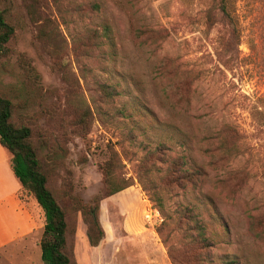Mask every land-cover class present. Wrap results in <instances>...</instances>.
Instances as JSON below:
<instances>
[{
    "label": "rangeland",
    "instance_id": "374dc122",
    "mask_svg": "<svg viewBox=\"0 0 264 264\" xmlns=\"http://www.w3.org/2000/svg\"><path fill=\"white\" fill-rule=\"evenodd\" d=\"M90 2L99 4L98 12ZM229 3L232 22L222 17L219 0H11L14 53L0 60V86L10 89L14 103H26L16 116L33 121L47 138L62 139L66 156L53 185L61 191L70 182L84 203L101 197L105 181L98 166L110 148L123 165L121 176L133 182L99 201L104 236L98 245H89L86 224L75 215L69 244L77 264H172L156 232L164 216L153 194L172 217L173 248L186 242L185 221L176 220L188 206L212 244L210 264L234 258L264 264V0ZM232 25L239 54L234 48L227 54ZM103 26L107 37L100 35L88 54L81 40ZM18 53L38 74L41 97L26 84ZM96 83L109 85L115 98L103 99ZM80 103L92 119L76 134L68 107ZM224 123L236 132L217 135ZM160 143L169 146L168 156L181 155L201 170L196 183L162 189L165 163L149 167L143 159ZM22 197L33 216L30 232L0 246V264H43V212L31 195L23 191ZM59 203L69 208L72 199L63 196Z\"/></svg>",
    "mask_w": 264,
    "mask_h": 264
},
{
    "label": "trees",
    "instance_id": "16d2710c",
    "mask_svg": "<svg viewBox=\"0 0 264 264\" xmlns=\"http://www.w3.org/2000/svg\"><path fill=\"white\" fill-rule=\"evenodd\" d=\"M31 1L35 3L38 0ZM10 3L11 0H0V60L8 58L14 53L13 48L10 46L15 36V25L10 18L12 16ZM229 6V0H219V10L222 17L227 22H232V17L228 12ZM89 9L98 12L99 4L90 2ZM231 29L233 41L227 46V54L233 48L235 49L234 54H239L235 48L238 33L234 25L231 26ZM100 35L107 37L108 27L103 26L101 30L93 29L86 32V39L81 40V42L88 54H93L100 45ZM259 39L261 47L264 49V26L259 33ZM17 62L23 70L26 84L31 85L34 94L41 97V88L38 86L39 76L33 66L23 53L17 54ZM96 84L101 97L108 102L112 101L117 95L109 85ZM25 104L14 103L10 89L0 86V145L11 155L10 167L21 186L19 198L25 202V198L22 197L23 191L31 195L43 212L44 224L39 241L43 264H77L69 244V236L75 232V215L80 214L86 224V239L89 245H98L104 236V230L99 220V201L102 197H109L129 187L133 182L121 176L120 171L123 165L119 161L117 152L110 148L109 156L98 166L105 181V188L101 197L96 198L91 203H84L82 199L73 194V187L70 182L62 184L61 191L56 189L52 183L53 175L56 169L63 164L66 149L61 145L62 139L60 137H56L54 140L49 139L40 130L35 129L33 121L30 123L25 120V116L15 115L16 110L23 108ZM68 108L72 110L74 115L72 122L74 132L80 134L87 131L92 119L89 108L82 103L78 105L71 104ZM52 111L48 110V113L52 115ZM235 132L232 125L224 123L215 133L221 136ZM168 151H170L169 146L160 143L155 149L149 150L143 158L144 163L149 161V167L159 161L165 163L166 166L161 175L162 189L167 190L170 186L184 188L186 185L196 183L202 174L201 170L189 167L185 158L181 155L177 157L168 156ZM148 170L145 169L144 172ZM138 176L140 179V175ZM153 188H158V186L154 184ZM63 196L72 199V205L69 208H63L60 205L59 199ZM150 200L164 216L163 221L156 227V232L167 247L172 264H210L211 252L209 249L212 244L205 234L204 225L193 209L185 206L179 210L183 212V216L176 222L183 223L185 221L184 237L186 242H183L177 248H173L170 244L174 232L173 224L170 221L172 217L166 211L164 201L160 196L150 195ZM190 243L199 245V248L189 246ZM219 264H240V261L238 258L223 259Z\"/></svg>",
    "mask_w": 264,
    "mask_h": 264
},
{
    "label": "crops",
    "instance_id": "0c3cea01",
    "mask_svg": "<svg viewBox=\"0 0 264 264\" xmlns=\"http://www.w3.org/2000/svg\"><path fill=\"white\" fill-rule=\"evenodd\" d=\"M4 150L8 181L0 175V246L7 243L18 241L30 232L33 216L27 209L26 203L19 198L20 183L13 174L10 167V154ZM4 180V181H3ZM130 188V187H129ZM128 189V188H126Z\"/></svg>",
    "mask_w": 264,
    "mask_h": 264
},
{
    "label": "built area",
    "instance_id": "2783aa9c",
    "mask_svg": "<svg viewBox=\"0 0 264 264\" xmlns=\"http://www.w3.org/2000/svg\"><path fill=\"white\" fill-rule=\"evenodd\" d=\"M154 211H155V210H154ZM155 213H156V215H155L154 217H156L157 219H159V220H160V219H161V217H160V215H159L158 211H155ZM151 215H152V214H151ZM151 215H148V214H147L145 217H146V218H148V219H151V218H152V216H153V215H152V216H151Z\"/></svg>",
    "mask_w": 264,
    "mask_h": 264
}]
</instances>
